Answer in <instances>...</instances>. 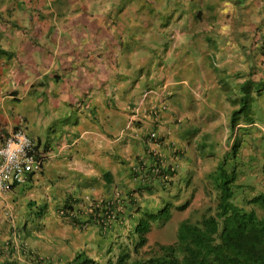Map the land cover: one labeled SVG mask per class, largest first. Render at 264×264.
<instances>
[{
	"label": "crops",
	"instance_id": "0c3cea01",
	"mask_svg": "<svg viewBox=\"0 0 264 264\" xmlns=\"http://www.w3.org/2000/svg\"><path fill=\"white\" fill-rule=\"evenodd\" d=\"M246 3L225 0L210 12L175 7L163 9L162 15L158 7L151 13V7L141 6L132 19L126 6L96 14L88 0H0V144L17 127L31 131L44 151L43 170L53 164L72 168L89 198L96 197L92 189L98 188L105 199L121 189L125 207L120 208L126 215L133 200L128 192L137 188V181L155 187L163 183L136 178L143 157L149 162L155 149L168 166L180 164L182 156L191 162L188 153L179 158L164 142L187 146L182 143L185 127L207 128L212 134H219L221 127L227 130L232 105L223 107V89L225 93L230 83L235 91L247 78H264V0ZM237 12L244 14L245 26ZM153 28L157 39L144 41ZM184 28L218 47L221 84L212 70L183 54L178 36ZM180 78H197L195 87L183 88ZM59 120L65 124L62 130ZM154 131L163 143L146 139ZM51 133L63 138H50ZM80 142L84 158L70 155L69 147ZM107 172L114 183L103 180ZM58 257L57 262L64 255Z\"/></svg>",
	"mask_w": 264,
	"mask_h": 264
},
{
	"label": "trees",
	"instance_id": "16d2710c",
	"mask_svg": "<svg viewBox=\"0 0 264 264\" xmlns=\"http://www.w3.org/2000/svg\"><path fill=\"white\" fill-rule=\"evenodd\" d=\"M261 42L264 55V37ZM239 90L240 96L232 99L228 134L224 139L227 147L223 153L218 151L221 144L215 146L209 141L207 146H211L212 151L205 153L209 154L208 157L195 154L201 156L202 165L196 181L204 182L203 195L209 202L201 218L189 217L181 221L176 241L151 243L149 233L154 226L164 225L172 217L174 208L189 206L190 201L178 204L176 200L191 185L188 172L192 171L193 157L188 155L191 162L184 159V166H189L188 172H183L184 169L180 172L169 167L163 153L154 149L149 162L141 156L143 159L138 162L141 171L136 178H159L163 183L155 187L147 181H137V188L128 192L133 193V200L126 207V215L120 208L124 206L123 198L119 197L121 189H117L111 199L100 197L87 201L89 197L85 195L76 199L70 197L59 207V215L72 220V226H78L82 234L90 230L89 238L97 233V237L111 236L107 243L110 245L108 252L117 257L115 260L112 256L100 260L86 250H78L72 258L65 259L64 256L58 262L55 259L58 254L37 260V257L33 259L31 248L26 246L23 250L20 245L17 250L30 254L28 264H264V78L258 81L247 78L240 83ZM221 136L220 133L219 138ZM183 137L182 143L187 146L164 142L179 158L188 153L189 145H194L188 142L192 138ZM146 139L164 141L155 131ZM36 147L40 148L39 142ZM111 175L105 173L103 180L114 183ZM167 175L172 179H165ZM197 187L191 188L193 193ZM29 203H35V200ZM162 204V208L155 212V207ZM132 222H135L134 229L131 228ZM92 225L99 228L95 233L91 231ZM116 240L118 250L113 253L111 246ZM10 246L6 250L12 254L2 251L7 257L0 264H19L14 257L16 247Z\"/></svg>",
	"mask_w": 264,
	"mask_h": 264
},
{
	"label": "rangeland",
	"instance_id": "374dc122",
	"mask_svg": "<svg viewBox=\"0 0 264 264\" xmlns=\"http://www.w3.org/2000/svg\"><path fill=\"white\" fill-rule=\"evenodd\" d=\"M88 1L90 2V6L96 12V14H99V12L101 14H108L110 10L120 9L121 7L126 6V8H128V17H132V19H134L133 17L137 16L134 14V12H136L137 8L141 6L144 9H149L151 7V13L153 12V6L158 7L160 9H157V12H160L161 15L165 13L163 9L175 7L186 9L196 8L194 9L195 12H197V8H202L205 11L210 12L221 7V3L225 0H149V4L147 3L148 0ZM230 1L240 6H245L247 4V0ZM238 10L240 11L241 7H238ZM243 15L244 14L240 12L235 14V17H240L242 26L244 25V22L242 21L244 17ZM153 16L154 18L151 19V23H155L157 21V14L153 13ZM247 16L249 17L251 14L245 15V17ZM254 20L255 19H253V21ZM135 21L138 22L137 18H135ZM260 26L264 30V22ZM183 31L185 32L178 36L179 40L181 41L180 47L183 54H188L191 59L200 61L202 69H207L208 67L209 70H212L213 78H216L219 84H221V78H223V74L219 72L218 64L221 62L222 58L216 53V50L218 49L216 44L211 42L210 39H203L198 35L194 36L195 33H192V29L184 28ZM148 33L150 35L148 38L145 37L143 39L144 41L157 39L156 35L158 32L156 29L153 28ZM206 35L207 34H205V36ZM219 41L220 43H223L224 37L219 38ZM210 48L215 50V52H208ZM184 68L188 71L187 67ZM194 69H196V65H194ZM216 71H218L220 74ZM196 72L198 73L197 77L199 76L198 78L203 80L204 78L202 73L199 74L200 72L198 70ZM196 80L197 78H187L185 80L180 78V86L183 88L187 87L192 89L196 85ZM218 89L222 91L221 87ZM223 91L225 90L223 89ZM223 91L221 92L222 97L227 98L223 101V107L225 103L227 108H230L232 105L231 98L237 99L240 96V90L237 88L234 91L232 85L228 83L227 91L225 92L226 94ZM199 103H201V101ZM58 124L61 130L65 126L62 120H59ZM220 127L214 128L219 130ZM221 129L223 130L220 131L221 134L223 132L225 134L224 136H226V134H228L226 132V127H221ZM185 130L186 135L192 138V140H189L188 142L194 143L193 146H188V155L193 157L192 171L188 172L189 166L188 164L184 166V159L181 160L178 168L180 172L181 169H184L183 172H188V176L191 174L190 181L188 180L191 185L187 186V190L180 195V199H177L176 203L179 204L181 202L184 203L190 201V204L184 209L174 208L172 217L164 225L154 226L149 233V239L151 243L156 241L172 243L177 240L178 229L183 219L190 217L194 220H197L201 218L202 214L205 212V208L207 206V202H209V199L203 195L202 186L204 182L201 181L199 183L196 181L198 178L197 175L200 173L202 165L200 163L201 156H196L195 154L197 152L200 155H203L204 158L208 157L209 154L205 155V153L211 152L212 148L211 146H207V144L213 138L215 146L221 144V149L218 150L220 153H223L225 147H227L223 135L220 137L221 140H219L220 138L217 136L218 134H212V132L207 131V128L205 129V132L203 130L197 129L196 126L190 128L185 127ZM29 132L27 131V133L30 135L31 131ZM51 136L55 139L63 138V135L60 133H51L50 138ZM203 144L204 147L202 146ZM82 145V142L71 145L69 147V149L72 151L70 155L74 156L77 154L80 158H84V154L79 152ZM53 160H57V158L54 157ZM209 163L210 161L207 162L206 168L208 167ZM73 172L74 170L67 166L56 164L50 165V168L44 169L42 172L37 174L38 179L35 178L32 183L28 182L18 184L16 186L17 189L15 193L10 191L5 200L0 199L4 201L1 202L0 206V262L3 261L5 257H7L4 252L2 253V251L7 252L9 255L12 254L6 250L9 248V244L11 245L10 248L16 247L14 257L20 261L19 264H28L27 258L30 257V254H25L24 252L21 253L19 250H17V246L20 245L22 246L23 250L26 246L32 249V255H34L33 259L36 257L40 259L41 256H44L47 253L51 255L58 254L59 256L64 255L65 259H70L77 253L78 250H86L89 254L100 260L105 258L107 259L110 256L113 257V260L117 258L108 252V247L110 245H107V243L111 239V236H109V238L103 237L102 235L97 237L98 233L92 238H89V236H84L78 226L77 228L72 226V220H68L67 216L59 215V207L64 205V203L70 197L76 199L85 195V191L81 189L82 184L79 183L78 179H76L77 175ZM207 177L209 176L207 175ZM206 180L208 181V179ZM197 185L199 187H197V190L194 189L193 193V189L191 188H195ZM92 190V193L95 194L96 197L91 195V198L87 199V201L91 200L92 198H100L101 196L99 195L101 192L98 188ZM30 200H35L36 204L29 203ZM162 206L163 204L156 206L155 212H158V209H161ZM42 211L44 213L39 216L38 214H41ZM156 220H159V217H157ZM134 226L135 222H132L131 228L134 229ZM92 227L93 228L91 231H94V233L95 230L98 231L99 229L97 225H92ZM111 250H113V253H117V240L112 244Z\"/></svg>",
	"mask_w": 264,
	"mask_h": 264
},
{
	"label": "built area",
	"instance_id": "2783aa9c",
	"mask_svg": "<svg viewBox=\"0 0 264 264\" xmlns=\"http://www.w3.org/2000/svg\"><path fill=\"white\" fill-rule=\"evenodd\" d=\"M43 158L35 148L34 140L24 129H16L0 145V196L15 182L26 180L27 174L39 171Z\"/></svg>",
	"mask_w": 264,
	"mask_h": 264
},
{
	"label": "clouds",
	"instance_id": "9594fccd",
	"mask_svg": "<svg viewBox=\"0 0 264 264\" xmlns=\"http://www.w3.org/2000/svg\"><path fill=\"white\" fill-rule=\"evenodd\" d=\"M21 128V127H20ZM16 129H19V128H16ZM16 129H13L12 131H14V130H16ZM21 129H24V128H21ZM25 130V129H24ZM26 132H27V130H25ZM223 131V130H222ZM227 133H228V129H227V131H226ZM12 133V132H11ZM221 132H219V134H220ZM28 134V133H27ZM219 134L217 135V136H219ZM29 135V134H28ZM222 135H223V137H224V139H225V137L227 136V134H226V136H224L225 134L222 132ZM30 137H31V135H29ZM33 140H34V142H35V148H36V150L38 151V153L42 156V158H43V166H42V168L39 170V171H33V172H30V173H28L27 174V177H26V180L25 181H23V182H15V183H13L12 185H11V188H10V190L7 192V193H5L3 196H0V198H5L7 195H8V193L13 189V185L14 184H16V185H18V184H21V183H26L27 182V180H28V178L30 177V175L32 176L33 174H35V173H37V172H41L42 170H43V167H44V164H45V156H44V151H42V148H41V146H40V148L39 147H36L37 146V142H36V140L33 138V137H31ZM4 141H5V139H4ZM4 141L0 144V145H2L3 143H4ZM157 141V140H156ZM178 166H179V164H173V165H170L169 167H171L172 169H178L179 170V168H178ZM164 178L165 179H168V180H171L172 178H170L168 175L167 176H164ZM87 205V204H86ZM88 206H90L89 204H88ZM17 247H20V246H17ZM19 251H20V249H19ZM47 255H51V254H49V253H47L46 255H44V256H41L40 258H42V257H46ZM37 260H39V258L37 257Z\"/></svg>",
	"mask_w": 264,
	"mask_h": 264
}]
</instances>
